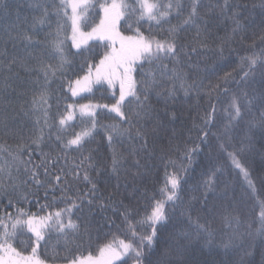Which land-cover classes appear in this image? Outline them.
I'll list each match as a JSON object with an SVG mask.
<instances>
[{
	"label": "trees",
	"instance_id": "trees-1",
	"mask_svg": "<svg viewBox=\"0 0 264 264\" xmlns=\"http://www.w3.org/2000/svg\"><path fill=\"white\" fill-rule=\"evenodd\" d=\"M60 0H0V182L7 188L8 194L0 192V215L13 214L23 208L29 215L45 216L49 212L64 208L65 204L57 200L53 203V196L60 197L61 192H49L47 199L43 198L44 189L40 188L38 196L30 195L27 201L19 200L24 193H36V185L31 182V173L25 170L23 164L13 162L12 155L17 153L18 146L28 145L32 139L43 130L41 149L35 145L23 151L19 159H30L33 164L41 160V152L57 153L61 156L57 168H71L73 162L80 164V179L71 180L69 196L83 195L88 192L90 185L83 180L84 171L89 164L94 167L88 169L93 182L97 184L95 199L90 194L92 205L87 201L82 210H77L72 220L78 225L76 232L68 231L61 235L57 229H46V240L41 241L37 255L45 264H67L64 257L88 256L98 258L101 246L113 241L114 238L130 241L131 233L124 223L121 213L125 207L133 215L129 217L135 223L144 218L149 212L154 199H161L159 189L164 184L166 170L177 171L169 161H175L178 166L182 160L185 146H199L192 156V163L184 175L183 203L168 205V221L159 228L158 238L151 249L144 248L142 264H157L164 249H170L168 259L173 264H264V236L258 230L260 224V205L264 202V76L258 68L247 81H240V58L264 48L261 37L264 36V0H227L229 7L224 8L225 0H199V19L179 32L178 42L186 45L185 49L191 55L180 54L176 59H164L161 63L168 66L166 75H161L157 63L147 61L137 62L133 76L141 86L150 82L153 77L159 86L152 89L148 95L147 104L151 115L145 117L139 124L134 122L132 135L137 128H143L147 136V149L132 154L133 146L139 148L141 140H132L127 135L117 137L109 145L105 130L98 126V131L83 146V149L68 153L61 151L56 141L57 135L65 138L80 131L90 121H82L79 112L68 122L65 131L61 133L58 127L49 129L44 124V108H48V123H57L60 114L66 111V105L74 104H113V93L118 98L119 83L109 88L107 83L93 85L91 92H82L72 97L67 88L68 80H75L84 76L88 71V64L98 63L100 58L110 50L108 41L94 38L88 41L82 49L73 47L71 40V26L69 18L55 15L56 5ZM97 7L90 11L83 30L89 31L100 23L99 4L104 0H93ZM168 3V0H162ZM184 11L180 16L173 15L169 22L151 29L147 22L140 26L146 35H154L159 39L165 38L167 29L182 23L191 9L192 0H181ZM50 15L45 23L35 22L44 8ZM239 13L234 18L233 14ZM234 19L239 21L240 31L233 35L236 26ZM60 28L57 36V29ZM126 21L117 25L118 31L125 36L134 34ZM30 36L31 41L22 39V35ZM223 57L217 54V45L227 38ZM64 42V54L70 62L63 72L49 76L45 80L42 66L57 65L59 57L53 55L49 44L54 39ZM254 45V47H253ZM118 47V45H117ZM192 48L197 51L192 53ZM172 69L176 70L187 84L194 80L200 85L197 90L189 91L180 87V80L172 79ZM225 73H233L234 81L225 85L221 77ZM220 83L221 88H229L228 96L213 93L216 102V114L212 122L206 127L203 119L211 111V104L207 95L210 87ZM47 92V105H41L39 97L42 91ZM169 89L174 97L169 96ZM159 93V95H157ZM242 95L244 107L243 115L238 121L229 120L227 106L233 94ZM141 99L144 97L140 92ZM34 99L37 103H34ZM252 100L251 104L248 101ZM137 102L129 99L125 105L126 112H135ZM96 119L100 125L118 122L114 113L107 109H98ZM196 124L208 132L206 140L199 139V131L193 128ZM227 126V127H226ZM127 129L128 124H121ZM115 151L122 159L121 167L112 171V157ZM31 152V156L29 153ZM235 155L236 160L249 173L245 179L240 168L233 163L229 154ZM67 155V166L63 157ZM139 160V166L135 161ZM187 165V158H183ZM9 165L11 168L9 169ZM167 165V169H166ZM9 171L11 179H9ZM43 179V169L40 170ZM100 171L102 174L97 175ZM212 178L213 191L207 195L205 204V186L203 181ZM251 180L254 189L249 186ZM15 184L16 191L9 185ZM138 189V191H134ZM9 200L13 206H9ZM39 200V203H37ZM79 202V201H78ZM103 202L109 205L100 208ZM189 203L191 207L189 208ZM50 204L41 211L40 206ZM212 210L211 212L209 210ZM199 217V223L211 228L213 235L198 232L196 224L190 223ZM225 217L231 218L229 223ZM67 219H65V223ZM138 235H147L152 231L150 225L136 226ZM34 237L27 228L23 234L13 241L18 250L27 247L25 254L31 252ZM134 245L139 244L135 240ZM225 245H229L225 247ZM250 253V254H249ZM135 264L134 253L129 257H121L114 264Z\"/></svg>",
	"mask_w": 264,
	"mask_h": 264
},
{
	"label": "snow or ice",
	"instance_id": "snow-or-ice-1",
	"mask_svg": "<svg viewBox=\"0 0 264 264\" xmlns=\"http://www.w3.org/2000/svg\"><path fill=\"white\" fill-rule=\"evenodd\" d=\"M55 15L57 17H67L71 19L72 23V41L73 47L76 49H82V46H86L88 41L93 38H98L101 41H108L110 44V50L107 51L99 60L98 63L88 64V71L84 76L78 77L75 80L67 81V88L71 92L72 97H77L82 92H91L93 85H102L107 83L109 88H114L117 82L119 83V96L118 98L113 93L112 99L115 100L113 104H80L66 105V111L59 116L58 124L48 123V108H44V124L45 127L51 129L52 127H58L63 133L68 126V122L74 119V114L79 112L82 121H90V124H86L80 131L74 132L71 136L65 138L64 135H57L56 141L60 146L61 151L65 154L73 151L83 149V146L88 142L98 131V126L105 130L106 138L109 145H112L113 141L117 138H123L127 135L132 140H141L143 143L139 145V148L133 146L132 154H137L138 151H144L147 149V136L148 132L143 128H137L135 136L132 135V127L134 122L139 124L145 117L151 115V109L147 104L148 95L152 89L159 86V82L153 77L150 82H145L143 86L133 76L135 71L134 66L137 62L147 61L149 63H157V66L161 69V75H166L169 71L168 66L162 64L164 59H176L180 54L189 56L191 53L186 51V45H181L178 42L179 32L184 28L196 24L199 19L198 9L200 7L199 0H192L191 9L188 11V15L183 19L182 23L167 29L168 35L159 39L154 35L146 36L141 30L140 26L145 22L148 23L149 28L153 25H163L171 19L173 15L180 16L184 11V4L181 0H168V3H163L162 0H104L103 3L99 4V13L101 15L100 23L92 28L90 32H82L80 25L85 24L89 15V12L96 10V3L93 0H60L56 6ZM229 7L227 0H225L224 8ZM69 9L71 16L69 17ZM50 13L47 7L44 8L42 15L36 19L35 22L40 24L45 23ZM239 13H234V18ZM128 23V28L132 30L133 24L136 25L134 34L125 36L121 34L117 29V25L121 21ZM235 27L232 32L233 35L240 31L241 26L238 20L234 19ZM60 28L57 29V36L59 35ZM22 39L31 41V37L23 34ZM231 37L225 38L221 44L217 45V54L223 57L224 49L227 43L231 41ZM261 41L264 42V36L261 37ZM118 45V47H117ZM52 49L53 55L59 57V63L57 65H44L42 71L47 81L49 76H55L56 73L63 72L66 66H69L70 62L67 60L64 54V42L60 39H54L49 44ZM254 47V45H253ZM196 48H192L191 52L195 53ZM261 70V75L264 76V48H261L258 52H252L246 54L240 58L239 73L240 81H247L249 77H252L257 69ZM173 73L172 79L180 80V87L185 89V95H188L189 91L197 90L199 95L200 85L194 80L191 84H187L186 81L176 73L175 69L171 70ZM221 81L227 85L231 81H234L233 73H225L221 77ZM143 91L144 97L141 99L140 92ZM213 93L223 94L228 96L229 88H221L220 83L212 85L207 95L209 97V103L211 104V111L205 114L203 119V125L206 127L209 125L215 114H216V102L213 101ZM159 95V93H157ZM242 95L246 96L247 93L233 94L230 97V102L227 106V112L229 120L238 121L242 115V109L244 104L242 102ZM169 96L174 97L173 90L169 89ZM129 99H135L137 102V110L135 112H126L125 105ZM47 92L45 90L41 92L39 97V103L41 105H47ZM34 103L37 101L34 99ZM252 100L248 101L251 104ZM98 109H107L109 113H114L118 122L112 124L100 125L96 119ZM262 125H264V116L261 117ZM128 124L129 127L124 129L121 124ZM227 127V126H226ZM193 128L199 131V139L206 140L208 132L204 128L194 124ZM44 135L43 130L41 134L34 139L28 145H21L17 148L19 155L23 154V151L35 145L37 149H41ZM199 151V146L187 147L185 146L184 152L182 153L181 163L177 166L175 161H169L174 168H178L177 171L168 172L166 170L165 179L163 186L159 189L161 199H154L150 204V211L146 213L143 219L133 223L129 219L133 215V212L125 207L121 215L124 217V223L128 226V231L131 233L130 241L126 242L123 239L114 238L113 241L103 245L99 249V257L93 258L91 255L88 256H74L71 259L64 257L67 260V264H114V261L120 260L121 257H129L133 253L135 255V264H142L144 259V248H152L158 238L159 228L162 227L169 219L168 216V205H175L177 203H183L182 192L185 191L184 175L187 172L189 166L192 163V156ZM12 155L13 162L23 164L25 170L31 173V182L36 185V193H24L19 197V200L27 201L30 195H37L39 189H44L43 198L46 200L49 192L55 193L60 191V197L53 196V203L57 200L65 204L64 208L57 209L53 212H49L45 216H38L36 214L29 215L23 208L17 209L15 215L4 214L0 215V264H45L38 255V247L41 241L46 240L45 231L46 229L55 228L58 233L63 235L68 231L76 232L78 225L72 220V216L77 210H82V205L87 201L88 205H92L93 200L87 199L91 194L95 199V193L97 190V184L93 182V178L89 175L88 169L94 167L89 164L87 169H83L84 175L83 180L90 185L88 192L83 195L69 196L68 193L71 191V180L80 179V170L83 168L84 160H91L92 157L89 155L81 160L80 164H73L71 168H75L76 171L71 169L65 170V167L57 168V165L62 159L57 153L53 156L51 153L41 152V160L37 164H33L30 159L24 160L19 159V155ZM232 157L233 163L237 168L241 169L245 179H248L249 173L244 169L240 163L236 160L235 155L229 154ZM31 156V152L29 153ZM183 158H187L188 164H183ZM65 165L67 166V155L63 157ZM136 165L139 166V160L135 161ZM122 165V159L115 151H113L112 157V171L116 172ZM9 169L11 165L8 166ZM43 169V179L40 178V169ZM167 169V165H166ZM3 167H0V172H3ZM100 171L97 175H101ZM9 179H11V173L9 171ZM250 187L254 189L251 180H248ZM205 186V201L207 203V195L213 191L214 181L212 178L205 179L203 181ZM13 191H16V185H9ZM134 191H138L135 189ZM0 192L7 195V188L0 182ZM79 201V202H78ZM39 203V200H37ZM9 206H13L12 201L9 200ZM109 205L101 202L100 208H106ZM189 208L191 204L189 203ZM45 207H51L50 204L41 205L40 209L43 211ZM212 211L211 209L209 210ZM260 224L261 227L258 230L259 234L264 236V202L260 205ZM65 219L67 222L65 223ZM225 219L231 223L230 217ZM190 223H195L198 232L207 233L209 237L213 235L211 228L207 225L200 224L199 217L196 221L191 220ZM150 225L152 231L147 235H138L135 228L136 226ZM27 228L28 233L34 237L32 243L31 252L25 254L27 247L23 250H18L13 246L18 235L23 234V229ZM139 240L138 245H134L135 240ZM229 245H225L228 247ZM170 249L166 248L161 253V259L157 264H173L168 259ZM250 254V253H249ZM122 264H127V259L122 261ZM243 264V262H242Z\"/></svg>",
	"mask_w": 264,
	"mask_h": 264
},
{
	"label": "rangeland",
	"instance_id": "rangeland-1",
	"mask_svg": "<svg viewBox=\"0 0 264 264\" xmlns=\"http://www.w3.org/2000/svg\"><path fill=\"white\" fill-rule=\"evenodd\" d=\"M71 16V11H70V9H69V17ZM69 20H70V23H71V19L69 18ZM72 24V23H71ZM80 30L82 31V32H85V33H87V32H90L92 29H90L89 31H86V30H83V28H82V25H80ZM71 40H72V35H73V31H72V26H71ZM94 39V38H93Z\"/></svg>",
	"mask_w": 264,
	"mask_h": 264
}]
</instances>
